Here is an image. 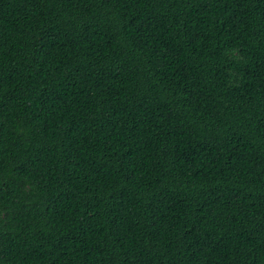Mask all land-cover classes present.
Wrapping results in <instances>:
<instances>
[{"label": "trees", "instance_id": "1", "mask_svg": "<svg viewBox=\"0 0 264 264\" xmlns=\"http://www.w3.org/2000/svg\"><path fill=\"white\" fill-rule=\"evenodd\" d=\"M0 264H264V0H0Z\"/></svg>", "mask_w": 264, "mask_h": 264}]
</instances>
